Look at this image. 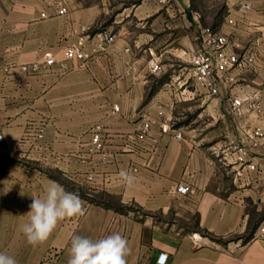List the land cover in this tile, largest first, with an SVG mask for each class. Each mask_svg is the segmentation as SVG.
Returning a JSON list of instances; mask_svg holds the SVG:
<instances>
[{
  "label": "crops",
  "instance_id": "obj_1",
  "mask_svg": "<svg viewBox=\"0 0 264 264\" xmlns=\"http://www.w3.org/2000/svg\"><path fill=\"white\" fill-rule=\"evenodd\" d=\"M223 1L226 15L217 27L260 53L256 67L236 84L263 83L264 0H250L247 9L240 7L243 0ZM66 2L67 14L44 17L47 0H0V101L13 102L0 108V252L19 264H68L73 234L96 240L120 233L132 249L128 264H264V239L253 235L258 223L243 239L247 206L264 207V169L239 173L240 164L223 156L233 135L231 119L220 113L219 98L182 78L179 48L198 45V14L187 11L150 28L141 24L133 38L127 16L157 21L163 15L157 8L148 13V0L129 12L127 0H117L122 7L115 13L116 28H104L114 39L106 41L101 30L90 35L84 27L98 22L111 0ZM229 17L235 21L231 27ZM161 28L175 35L159 51L153 34ZM61 35L65 39L59 41ZM79 36L90 44L81 62L65 56L66 45ZM43 48L55 62L23 68ZM169 53L177 61H165ZM153 61L159 62L155 70ZM248 72L256 77L249 79ZM148 118L147 134L139 137ZM96 131L98 146L92 141ZM255 159L264 162V150ZM121 169L135 177L132 186L121 180ZM52 170L94 193L115 196L120 208L68 190ZM49 181L78 194L87 215L65 219L47 242L32 246L20 225L28 220L32 197L42 196ZM180 181L194 191L178 192ZM130 204L144 213L136 215ZM190 216L195 225L188 231L176 219ZM233 233L238 235L227 245L214 239ZM161 252L167 253L164 263L157 261Z\"/></svg>",
  "mask_w": 264,
  "mask_h": 264
},
{
  "label": "built area",
  "instance_id": "obj_2",
  "mask_svg": "<svg viewBox=\"0 0 264 264\" xmlns=\"http://www.w3.org/2000/svg\"><path fill=\"white\" fill-rule=\"evenodd\" d=\"M240 7L250 8V0L241 1ZM47 8L49 9L41 10V16L63 15L68 12L65 0H47ZM227 23L231 27L235 21L229 17ZM99 33L103 40L114 39V35L106 30ZM84 39V36H80L77 42L66 45L67 59L85 60L89 56L90 51L84 46ZM198 40L196 46L180 48L179 56L184 61L181 68L185 82L190 81L194 89L201 88L206 94L219 98L222 105L220 113L231 119L233 135L222 148L223 156L229 155L233 162L240 164L239 173L243 170L262 171L264 162L255 158L258 152L264 150V82L255 85L236 84L238 76L256 67L260 57L258 48L255 45L241 47L234 41L229 30L212 25L199 26ZM43 62L45 65L55 62V56L50 49L44 51ZM29 66L36 69L39 64L32 62ZM26 67L23 65V68ZM158 67V62L151 63L153 70ZM113 106L117 108V104ZM150 125V118L143 120L138 136H145ZM175 135L181 137L182 133L178 131ZM1 137L0 134V139ZM92 141L97 146L100 144L98 131L93 132ZM88 177L91 178L90 175ZM176 190L191 193L194 187L189 182L180 181ZM253 235L264 239V216L258 222ZM166 258L167 253L161 252L157 261L164 263Z\"/></svg>",
  "mask_w": 264,
  "mask_h": 264
},
{
  "label": "rangeland",
  "instance_id": "obj_3",
  "mask_svg": "<svg viewBox=\"0 0 264 264\" xmlns=\"http://www.w3.org/2000/svg\"><path fill=\"white\" fill-rule=\"evenodd\" d=\"M90 1L91 0H88V2ZM139 3H140V0H127V12H129L130 7L132 8H135L136 6L139 7ZM104 7H105V11L100 16L99 21L91 23L89 27H86V26L84 27L85 33H88V34L90 33L91 35L96 30L102 31L108 24H111L112 26H114L113 28H116L117 22L113 20L114 18H118L115 13L122 7V5L119 4L117 0L115 1L111 0V2L109 4H106ZM152 8H157L158 9L157 12L161 13L163 17L158 18L156 21L154 20V17L152 16H148L147 18H144V19H139L132 14L127 16V29L130 30L129 32L130 37L134 38V35L139 33V28L141 24L146 25V27L148 28L156 24L158 25L166 24L171 21L170 18L172 19L174 18V16H178L181 13H185L187 11L198 14L201 20V25H212L216 27L223 23L224 17L226 15V6L223 0H148V4L146 6L148 13L153 11ZM137 12H140V10H138ZM162 18H165V19L163 20ZM174 35L175 34L171 33L170 31L163 30L162 28L159 29V31H156L153 34V36H154V39L158 40L157 49L161 51V47L166 45L167 41L170 40L171 37H173ZM63 38L65 39V37L61 35L59 36L58 40L61 41ZM79 38L80 36L75 41H72L70 43L77 42ZM84 38H85L84 46L89 48L90 44L88 40L86 39V37ZM133 38H131V40ZM46 49L48 48H43L40 56H37L36 58L25 62L23 65H26L28 67L32 62H38L39 64L40 61H43V54ZM163 58L167 62H171L173 60L177 61L176 59L173 58V54H170V53ZM78 61L81 62L84 60H78ZM183 64L184 63L180 65V68L182 67ZM248 73H249L248 74L249 79L256 77V74H254L253 72H248ZM182 78H184V74H182ZM250 83L254 84L252 80ZM2 87L4 88V86ZM12 103L13 102L11 101H0V108L2 109L4 105L7 108H10L12 107ZM51 174L59 178L60 181L65 185V187L68 190L84 195L87 199L91 201L102 202L105 205H115V207L120 206L117 202V198L113 195H109L107 193H101V192L94 193L92 191L91 186L76 182L75 180L57 172L56 170H52ZM88 193H93L94 195H90ZM127 208L135 211L136 215L140 213L142 214L144 213L143 210H141L134 204L127 205ZM247 209L249 212V229H250L252 227H255L258 221L264 216V207L261 206L260 209H257V207L251 203L247 206ZM166 218L171 219L172 216L168 214ZM176 220H177V223H179L180 225H184L186 227V230L188 231H191V228H193L195 225V218L193 216H190L189 218L177 217ZM249 231L250 230L243 233V239H246L248 237ZM237 235L238 233H233L226 237H214V239L220 242L222 245H227L229 241H232L233 239H235Z\"/></svg>",
  "mask_w": 264,
  "mask_h": 264
},
{
  "label": "clouds",
  "instance_id": "obj_4",
  "mask_svg": "<svg viewBox=\"0 0 264 264\" xmlns=\"http://www.w3.org/2000/svg\"><path fill=\"white\" fill-rule=\"evenodd\" d=\"M119 176L127 186L133 185L135 177L127 170L121 169ZM32 198L30 211L26 213L28 220L20 225V231L32 246L47 242L65 219L87 215V207L79 195L66 191L55 181L48 182L42 196ZM131 253L128 239L120 233L96 240L73 234L68 264H128ZM0 264L19 262L13 256L0 252Z\"/></svg>",
  "mask_w": 264,
  "mask_h": 264
},
{
  "label": "trees",
  "instance_id": "obj_5",
  "mask_svg": "<svg viewBox=\"0 0 264 264\" xmlns=\"http://www.w3.org/2000/svg\"><path fill=\"white\" fill-rule=\"evenodd\" d=\"M248 230H250V231H249V235H248V237H249V236L252 234V232H253V230H254V227H252V228L249 229V226H248L247 231H248Z\"/></svg>",
  "mask_w": 264,
  "mask_h": 264
}]
</instances>
